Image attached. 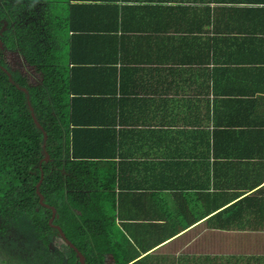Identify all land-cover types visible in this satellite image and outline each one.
I'll return each instance as SVG.
<instances>
[{"label": "crops", "instance_id": "1", "mask_svg": "<svg viewBox=\"0 0 264 264\" xmlns=\"http://www.w3.org/2000/svg\"><path fill=\"white\" fill-rule=\"evenodd\" d=\"M102 4L85 20L100 47L75 57L117 59L127 264H264V0ZM235 43L256 65L223 63ZM101 75L91 86L106 87Z\"/></svg>", "mask_w": 264, "mask_h": 264}, {"label": "trees", "instance_id": "2", "mask_svg": "<svg viewBox=\"0 0 264 264\" xmlns=\"http://www.w3.org/2000/svg\"><path fill=\"white\" fill-rule=\"evenodd\" d=\"M3 1L0 21L7 23L0 22V40L39 74L34 84L29 83L19 69L10 70L0 49V248L4 251L0 261L66 264L63 251L49 236L58 234L49 223L53 206L52 223L61 227L87 263L104 264L102 253L109 252L115 264H127L133 259L125 258L126 238L115 220L119 184L113 160L121 146L115 124L119 112L124 116L113 75L117 59L110 55V65L102 67L98 57L88 61L75 57L84 53L81 50L100 47V35L85 20L102 15L106 0H41L37 5L38 0ZM229 46L223 63L232 58L249 69L257 62L244 60L247 47ZM89 61L94 65H86ZM103 72L108 73L103 79L106 87L91 86ZM28 101L47 133V161L43 133L33 121ZM41 172L38 190L47 205L39 202L36 192ZM68 249L67 264H80L74 249Z\"/></svg>", "mask_w": 264, "mask_h": 264}, {"label": "water", "instance_id": "3", "mask_svg": "<svg viewBox=\"0 0 264 264\" xmlns=\"http://www.w3.org/2000/svg\"><path fill=\"white\" fill-rule=\"evenodd\" d=\"M0 48H3V43H2V41L0 40ZM2 67V66H1ZM3 69L7 72V74L9 75V77H10V72H8V70L5 68V67H3ZM11 78V77H10ZM12 80V79H11ZM22 89H24L25 90V87H22ZM28 104H29V108H30V110H31V116H32V118H33V121H34V123H35V125L39 128V129H41L42 130V133H43V142H42V148L44 149L43 150V152H44V160H48V158H49V155H48V152L46 151V149H45V144H46V139H47V133H46V131L43 129V127H42V125L40 124V122L38 121V119L36 118V116H35V114H34V111H33V108H32V106H31V104H30V102L28 101ZM42 178H43V172H41V174H40V179H39V181L37 182V184H36V192H37V194H38V196H39V202L41 203V204H45L44 203V200H43V195H42V193L38 190V187H39V185H40V183H41V180H42ZM45 205H47V204H45ZM51 208H52V215H51V217L49 218V223L51 224V225H53L54 227H56L57 228V231H58V234L60 235V237L65 241V243L69 246V247H71L72 249H74V251H75V253H76V256H77V258H78V262L80 263V264H90V263H87L86 261H85V257H84V255L82 254V252L70 241V240H68V238L65 236V234H64V232L62 231V229H61V227L58 225V224H53L51 221H52V219L54 218V216H55V209H54V207L53 206H51Z\"/></svg>", "mask_w": 264, "mask_h": 264}, {"label": "rangeland", "instance_id": "4", "mask_svg": "<svg viewBox=\"0 0 264 264\" xmlns=\"http://www.w3.org/2000/svg\"><path fill=\"white\" fill-rule=\"evenodd\" d=\"M4 1L3 0H0V4H2ZM37 3H35V5H37V4H39L40 2H42L41 0H38V1H36ZM10 24H11V26H13V24H15V22L12 20H10ZM7 52V53H6ZM5 52V54H4V56H5V59L8 61V63H9V65L11 66V67H13V68H17V69H19L21 72V74H23V75H26V77H27V80L29 81V83H31V84H34V82H35V78L36 77H34V76H38V74L39 73H37V74H34L35 72H37V70H35V68H34V65H31V64H28L27 62V64L28 65H26L25 63L22 65V64H18L19 63V61H18V59H17V57H18V53L16 52H14V56L13 55H10V52H9V50H7ZM14 77H18V76H14ZM34 78V79H33ZM53 240H56V241H54L55 242V245L57 246V247H60L61 249H63V247H64V249H67V250H69L68 249V247L65 245V243L63 242V240L62 239H60V237H59V239L57 238V237H55L54 235L52 236V242H53ZM53 242V243H54ZM62 245H63V247H62ZM60 249V250H61ZM2 252H4L3 250H2ZM2 252H1V248H0V254H2ZM66 254V253H65ZM64 261V263H66L67 264V262H66V260L64 259L63 260ZM0 264H12V262H10V260L8 261V262H5V263H3V262H1L0 261Z\"/></svg>", "mask_w": 264, "mask_h": 264}, {"label": "flooded vegetation", "instance_id": "5", "mask_svg": "<svg viewBox=\"0 0 264 264\" xmlns=\"http://www.w3.org/2000/svg\"><path fill=\"white\" fill-rule=\"evenodd\" d=\"M0 22H1V23L4 22L5 25H6V23H7V22H6L5 20H3V19H1ZM4 23H3V25H4ZM3 25H2V28H3ZM4 27H5V26H4ZM0 49L3 51L4 54H5V52H6L7 50H9L10 55H13V54H14V51H15V50H10V49H8V48H5L4 46H3V48H0ZM6 53H7V52H6ZM13 56H14V55H13ZM14 57H15V56H14ZM17 59H18V61H19L18 64H22V65H23V64L25 63L26 65H28L23 57H20V56L18 55ZM11 69L13 70L14 68L10 66V70H11ZM19 71H20V70H19ZM53 235L59 239V236H60L59 234H57V233H53V234H51V235L49 234V236H50V240H51V241H52V236H53ZM60 239H61V238H60ZM54 241H56V240H53V242H54ZM63 242L65 243V241H63ZM54 243H55V242H54ZM65 245H67V244L65 243ZM62 247H63V245H62ZM68 247H69V246H68ZM59 248H60V247H59ZM60 249H61V248H60ZM62 251H63V253H64V254H63V255H64V258H67L66 255H65V253H67L68 250H67V249H64V247H63V249H61V252H62ZM75 255H76V253H75Z\"/></svg>", "mask_w": 264, "mask_h": 264}, {"label": "clouds", "instance_id": "6", "mask_svg": "<svg viewBox=\"0 0 264 264\" xmlns=\"http://www.w3.org/2000/svg\"><path fill=\"white\" fill-rule=\"evenodd\" d=\"M52 222V221H51ZM68 246V245H67ZM77 257V256H76ZM65 260H66V258H64ZM77 260H78V258H77Z\"/></svg>", "mask_w": 264, "mask_h": 264}]
</instances>
